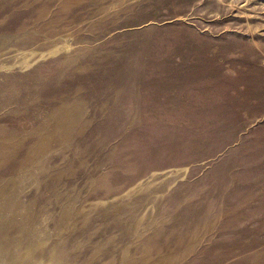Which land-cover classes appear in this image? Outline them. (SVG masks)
<instances>
[{"label":"rangeland","instance_id":"374dc122","mask_svg":"<svg viewBox=\"0 0 264 264\" xmlns=\"http://www.w3.org/2000/svg\"><path fill=\"white\" fill-rule=\"evenodd\" d=\"M0 264H264V0H0Z\"/></svg>","mask_w":264,"mask_h":264}]
</instances>
